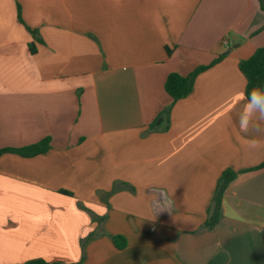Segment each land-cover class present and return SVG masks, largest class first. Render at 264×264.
I'll return each mask as SVG.
<instances>
[{
	"label": "crops",
	"instance_id": "obj_1",
	"mask_svg": "<svg viewBox=\"0 0 264 264\" xmlns=\"http://www.w3.org/2000/svg\"><path fill=\"white\" fill-rule=\"evenodd\" d=\"M263 45L259 0H0V149L51 140L0 155V264H264V121L240 128L238 68ZM217 58L173 102L167 76Z\"/></svg>",
	"mask_w": 264,
	"mask_h": 264
},
{
	"label": "trees",
	"instance_id": "obj_2",
	"mask_svg": "<svg viewBox=\"0 0 264 264\" xmlns=\"http://www.w3.org/2000/svg\"><path fill=\"white\" fill-rule=\"evenodd\" d=\"M260 5L264 8V0H259ZM33 35L34 31L28 29ZM31 52L34 51L33 45H30ZM219 61V58L213 60L209 65L197 67L188 75L182 76L178 73H170L164 83V89L166 93L172 98L173 102L188 96L194 85L195 78L197 75L205 69L211 67ZM238 68L243 74L246 80L245 94L252 91L254 87L264 91V45L253 53L249 58L240 60ZM254 104H260V101L254 102ZM171 105L166 107L150 125V129H157L161 127L163 130L169 126V114ZM50 138H44L43 140L22 147V148H4L0 149V155L6 152L18 154L22 157H32L38 154L47 152L50 145ZM264 166V163L261 165ZM237 173L231 170L224 171L217 183L215 193L212 200L211 208L208 211V217L203 224L202 228L206 230L213 229L219 224L222 216V196L227 185L236 177ZM90 235L86 239L82 240L81 247L84 249L86 242L92 237ZM112 242L118 249H123L126 246V240L122 235H112ZM22 264H60L59 262H50L45 259H33L26 261Z\"/></svg>",
	"mask_w": 264,
	"mask_h": 264
},
{
	"label": "clouds",
	"instance_id": "obj_3",
	"mask_svg": "<svg viewBox=\"0 0 264 264\" xmlns=\"http://www.w3.org/2000/svg\"><path fill=\"white\" fill-rule=\"evenodd\" d=\"M240 94L247 101L243 114L239 116L240 128L246 132L255 120L264 121V91L254 87L250 93ZM256 101H260L258 107L254 104Z\"/></svg>",
	"mask_w": 264,
	"mask_h": 264
}]
</instances>
